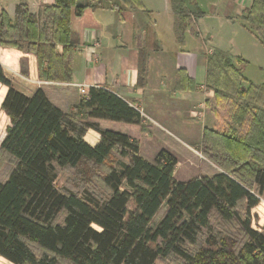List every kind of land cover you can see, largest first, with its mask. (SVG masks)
I'll return each mask as SVG.
<instances>
[{
  "label": "trees",
  "instance_id": "obj_1",
  "mask_svg": "<svg viewBox=\"0 0 264 264\" xmlns=\"http://www.w3.org/2000/svg\"><path fill=\"white\" fill-rule=\"evenodd\" d=\"M116 1L54 0L37 13L18 3L12 17L0 11V47L31 54L39 80L69 82L94 11L106 5L119 14ZM118 1L142 9L140 0ZM169 2L182 37L204 13L196 0ZM240 19L264 47V0H253ZM144 30L154 36L151 24ZM231 58L220 50L205 58L214 109L226 111L228 120L224 128L202 131L200 153L217 169L186 181L174 178L177 160L166 150L150 159L137 140L90 122L134 124L143 131L140 113L108 88L90 87L64 113L41 89L30 97L16 91L0 66V84L7 88L0 110L9 120L0 155L13 165L0 181V258L11 264H156L167 258L264 264V228L252 227V209L264 196V84L242 87L245 79L240 74L237 82ZM145 65L140 52L137 87L145 84ZM20 66L26 74L25 59ZM89 129L100 136L95 146L84 141ZM83 166L91 168L90 178L100 177L103 199L56 187L57 168ZM213 214L222 223L219 230L212 228Z\"/></svg>",
  "mask_w": 264,
  "mask_h": 264
},
{
  "label": "crops",
  "instance_id": "obj_2",
  "mask_svg": "<svg viewBox=\"0 0 264 264\" xmlns=\"http://www.w3.org/2000/svg\"><path fill=\"white\" fill-rule=\"evenodd\" d=\"M161 1L166 11L163 14L166 33L161 31L160 20L152 19L154 7L150 8L142 0V9L135 8L134 11L118 0L119 14L106 5L94 11L93 24L84 29L82 44L77 46L73 56L69 82L39 80L35 58L14 48L0 47V66L16 91L30 97L41 89L48 100L64 113L72 111L83 97L79 93L80 86L87 91L90 87H106L140 113L144 119L141 124L143 131L134 124L102 119H90V122L101 129L137 140L140 152L150 159L160 150H166L176 158L177 165L179 155L184 156V163L194 159L198 164L199 160L192 156L190 146L201 142L204 128L215 129L216 124L211 111L213 91L204 89L208 50L192 52L182 49L187 29L180 37L169 0ZM236 1V15L240 18L253 0ZM18 3L27 4L30 12L37 13L41 5L53 4L54 0H0V11L4 10L12 17ZM198 20L189 27L196 26ZM240 21L256 39L249 26ZM146 24H151L154 36L145 34ZM192 31L195 36L199 34L194 29ZM94 39L97 45L90 43ZM140 52L146 56L143 87L136 86ZM22 59L27 61L26 74L21 71ZM6 91L7 88L0 84V105ZM8 124V118L0 110V142ZM99 138L92 129L84 135V141L90 146H95Z\"/></svg>",
  "mask_w": 264,
  "mask_h": 264
},
{
  "label": "rangeland",
  "instance_id": "obj_3",
  "mask_svg": "<svg viewBox=\"0 0 264 264\" xmlns=\"http://www.w3.org/2000/svg\"><path fill=\"white\" fill-rule=\"evenodd\" d=\"M151 7H154L152 19L160 20V27L162 33H166L163 24V14H166L164 5L161 0H142ZM201 11L204 13L196 26L193 28L188 27L184 34V44L182 49L192 52H199L208 50V54L213 51L211 49L226 52L232 56L229 62L236 68L237 71L231 72L237 75V82H241L240 74L245 79L241 82V86L246 88L248 84L254 85L264 84V47L251 35L236 15V7L238 5L236 0H196ZM103 14V13H102ZM106 14V13H105ZM166 20V19H165ZM192 29L199 34L195 36ZM205 40V43H204ZM166 47L170 45L164 44ZM180 45V44H179ZM211 50V51H210ZM201 53V52H200ZM239 57L246 61L242 65ZM243 66V67H242ZM214 84L211 82L209 85L204 84V89L213 88ZM214 97L212 98V100ZM211 111L214 113V104H211ZM217 112V119L215 124L216 128H224V122H228L226 111L215 110ZM212 129V130H215ZM191 154L194 159L184 163V156L179 155V164L175 168L174 178L178 181H186L190 178L200 174H211L213 169H217L200 153V143L192 144ZM198 158V159H197ZM119 159V158H117ZM13 167L11 160L5 154L0 155V181H3L10 169ZM55 185L59 190H71L76 193L90 192L95 194L98 198L103 199L107 193L105 188L100 182V177L91 176L90 167H80L79 169H60L57 168ZM101 176V175H98ZM255 191V189H253ZM164 209H161L153 220L154 225L162 217ZM253 223L252 227L262 230L264 228V196L261 198L260 205L252 209ZM212 228L219 230L222 223L213 214L211 220ZM94 228H96L94 226ZM97 229V228H96ZM0 264H11L0 258ZM62 264H67L62 262ZM156 264H182V261L175 258L159 259Z\"/></svg>",
  "mask_w": 264,
  "mask_h": 264
},
{
  "label": "built area",
  "instance_id": "obj_4",
  "mask_svg": "<svg viewBox=\"0 0 264 264\" xmlns=\"http://www.w3.org/2000/svg\"><path fill=\"white\" fill-rule=\"evenodd\" d=\"M90 43H94V45H97L98 42L94 39L93 41L91 40ZM79 93L83 96L86 97L88 95V91L85 87L80 86L79 87Z\"/></svg>",
  "mask_w": 264,
  "mask_h": 264
}]
</instances>
